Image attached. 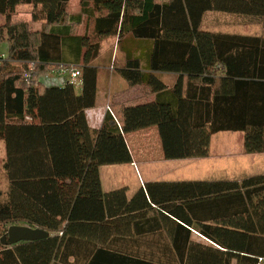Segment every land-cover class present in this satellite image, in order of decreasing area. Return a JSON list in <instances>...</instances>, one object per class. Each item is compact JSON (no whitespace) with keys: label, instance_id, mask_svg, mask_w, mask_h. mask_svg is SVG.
I'll list each match as a JSON object with an SVG mask.
<instances>
[{"label":"trees","instance_id":"16d2710c","mask_svg":"<svg viewBox=\"0 0 264 264\" xmlns=\"http://www.w3.org/2000/svg\"><path fill=\"white\" fill-rule=\"evenodd\" d=\"M70 2L0 0V44L5 36L9 43L0 58L4 171L13 189L65 222L59 235L4 245L19 217L11 198L0 201V264H264V174L149 182L132 198L127 188L105 192L101 177L103 165L133 162L125 136L153 127L168 161L209 158L212 137L223 132L243 133L245 153L264 154V38L202 27L215 12L257 18L264 28V0H81L78 11ZM20 6L33 7L31 21L15 19ZM113 36L152 44L119 71L155 97L115 109L94 130L86 111L96 107V61ZM71 67L82 72L80 93L66 84L56 88L61 98L45 101L41 78ZM159 72L178 75L176 84ZM115 142L128 159L115 155ZM238 216L247 218L242 229L217 224ZM51 222L41 225L51 231Z\"/></svg>","mask_w":264,"mask_h":264},{"label":"rangeland","instance_id":"374dc122","mask_svg":"<svg viewBox=\"0 0 264 264\" xmlns=\"http://www.w3.org/2000/svg\"><path fill=\"white\" fill-rule=\"evenodd\" d=\"M76 3L78 0H74ZM166 1V0H160ZM73 3V2H72ZM71 9L76 10L75 6L71 4ZM32 6H20L16 10L15 19L17 21L25 20L27 22L32 19ZM4 22L3 16H0V25ZM41 22L34 25L33 30H37L41 27ZM203 30L214 32V33H225V34H242L248 36H259L264 37V28L262 21L253 17L231 15L224 13H208L206 14L203 21ZM84 29L81 30L83 32ZM0 40H2L0 38ZM5 42L0 44V58L7 57L9 54V43L6 41V36L3 37ZM101 60L106 61V57H102ZM1 62V60H0ZM2 64V63H0ZM8 68L12 71L22 72L23 65L15 61H11ZM61 76H56L55 72H51L48 79L41 78V83L48 86V92L45 97V101L59 99L62 96V92L56 90V81ZM80 90V87L77 88ZM155 129H145L132 134H128L125 137V142L129 153L138 163L141 159L144 163H150V167H162L165 169L167 163L165 162L162 142L160 139L159 132L156 127ZM231 135V136H229ZM130 144V145H129ZM109 146V145H108ZM130 146L132 150H130ZM115 155H122V158L128 159L125 156V147L120 142L114 143ZM101 147L98 149L100 160H105L106 154L102 151ZM5 145L0 142V192L3 196H0V201L6 199H12L14 207V216L19 217L21 223H25V220L36 221L37 223H43L45 219H53L48 216L38 205L32 202L28 197L23 195L16 189H13L12 185L8 182L6 173L4 171L5 162ZM111 152L113 149L111 148ZM123 153V154H121ZM138 159V160H137ZM190 160V161H188ZM192 160V161H191ZM198 162L194 163L195 161ZM160 163L154 165V162ZM140 162V160H139ZM125 164H130L126 162ZM170 165H181L182 168H178L181 173V178L188 180L201 179L204 181L213 180H243L250 176H257L264 173V154H246L244 150V134L243 133H232L223 132L216 134L212 137L210 156L204 159H186V160H175L169 162ZM175 168L169 166L167 170ZM109 173V172H105ZM199 176V177H197ZM113 181L110 176L107 175L106 181ZM110 183V182H109ZM30 205V206H28ZM37 206V207H36ZM46 214V215H45ZM41 216V217H40ZM44 217L45 219H43ZM23 218V219H22ZM34 218V219H33ZM22 219V220H21ZM21 220V221H20ZM246 216H238L217 221V224L228 226L231 228L242 229L246 225ZM44 224V223H43Z\"/></svg>","mask_w":264,"mask_h":264},{"label":"crops","instance_id":"0c3cea01","mask_svg":"<svg viewBox=\"0 0 264 264\" xmlns=\"http://www.w3.org/2000/svg\"><path fill=\"white\" fill-rule=\"evenodd\" d=\"M80 1L81 0H78L76 3H74L75 1L71 0L70 6L71 4H73V6H75L76 8L75 11H78ZM151 46V43L137 42L131 37H127L121 41L118 36H113L102 40L100 55L96 61V65L98 67L96 107L86 111L87 120L90 128L94 130H100L103 126L106 115H113V111L115 109L119 110V108H123L125 106L138 105L154 99L155 95L151 92L149 88L145 86L130 87L127 81L121 76L119 71L120 66L125 64L127 58L130 55L134 57L144 58L151 52ZM102 57H106L107 60H101ZM59 75L60 73L56 72V76ZM157 76L164 84L169 87L174 86L178 80V75L173 73L159 72L157 73ZM62 82V78L59 77L58 81H56V88H61ZM77 91L78 93H80V90L77 89ZM130 150H132L131 146ZM134 157L135 156L132 152L133 162L130 164L124 163L101 166V177L103 189L105 192H112L122 188H127L128 198H132L138 190H140L149 182L204 181L201 179L188 180L186 178H181V170H179L178 168H182V166L170 165L169 162L172 161H168L165 159V162L167 163V167L165 169L161 168L162 165L161 167L152 168L149 165L150 163L146 164L141 159H139L140 162L137 159V163ZM198 161L199 160L195 161L194 163ZM157 164L160 165L159 162L155 161L154 165ZM169 166H174L175 168L167 170ZM107 175L110 176L113 181H106ZM43 219L45 218L43 217ZM51 223L53 224V228L51 231H48V229L50 228L42 226V223H37L36 221L30 223L28 220H25V223L16 222L13 225L29 226L31 228L40 229L42 227H45L47 229H45V231H47L50 236L59 235L60 231L65 225L64 218L61 216L53 217ZM56 224L58 225L57 228ZM13 225H10L9 228Z\"/></svg>","mask_w":264,"mask_h":264},{"label":"water","instance_id":"95a60500","mask_svg":"<svg viewBox=\"0 0 264 264\" xmlns=\"http://www.w3.org/2000/svg\"><path fill=\"white\" fill-rule=\"evenodd\" d=\"M50 237V234L40 228L13 225L8 229L7 237H3V244L16 245L23 242H35Z\"/></svg>","mask_w":264,"mask_h":264},{"label":"built area","instance_id":"2783aa9c","mask_svg":"<svg viewBox=\"0 0 264 264\" xmlns=\"http://www.w3.org/2000/svg\"><path fill=\"white\" fill-rule=\"evenodd\" d=\"M63 80L61 87H64L66 84L74 85L76 88L81 87L82 85V72L79 68L71 67V68H64L59 71ZM30 74H25L26 78H29ZM47 79L49 77H46ZM45 78V79H46Z\"/></svg>","mask_w":264,"mask_h":264}]
</instances>
